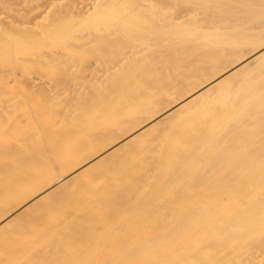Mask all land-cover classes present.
Masks as SVG:
<instances>
[{
  "label": "bare ground",
  "instance_id": "1",
  "mask_svg": "<svg viewBox=\"0 0 264 264\" xmlns=\"http://www.w3.org/2000/svg\"><path fill=\"white\" fill-rule=\"evenodd\" d=\"M0 264H264V0H0Z\"/></svg>",
  "mask_w": 264,
  "mask_h": 264
}]
</instances>
